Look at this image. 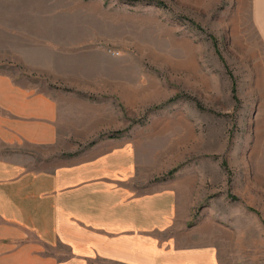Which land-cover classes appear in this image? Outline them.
<instances>
[{
  "label": "rangeland",
  "instance_id": "1",
  "mask_svg": "<svg viewBox=\"0 0 264 264\" xmlns=\"http://www.w3.org/2000/svg\"><path fill=\"white\" fill-rule=\"evenodd\" d=\"M248 7L0 0V71L64 106L60 139L35 163L121 139L140 188L173 186L185 227L234 246L239 264H264V45ZM16 43L29 64L6 50Z\"/></svg>",
  "mask_w": 264,
  "mask_h": 264
},
{
  "label": "crops",
  "instance_id": "2",
  "mask_svg": "<svg viewBox=\"0 0 264 264\" xmlns=\"http://www.w3.org/2000/svg\"><path fill=\"white\" fill-rule=\"evenodd\" d=\"M248 11L264 45V0ZM6 50L29 64L18 43ZM61 100L0 71V264H239L234 246L185 227L173 186L139 187L135 152L121 139L36 164L66 125Z\"/></svg>",
  "mask_w": 264,
  "mask_h": 264
}]
</instances>
